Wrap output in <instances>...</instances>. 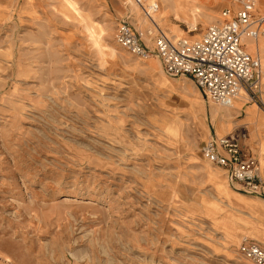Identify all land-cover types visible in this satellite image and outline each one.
<instances>
[{"label": "rangeland", "instance_id": "rangeland-1", "mask_svg": "<svg viewBox=\"0 0 264 264\" xmlns=\"http://www.w3.org/2000/svg\"><path fill=\"white\" fill-rule=\"evenodd\" d=\"M156 1L172 39L197 40L238 7ZM121 21L153 48L134 0H0V264H255L238 247H264V199L230 185L201 148L244 132L264 180V107L243 94L262 123L236 111L218 128L212 109L224 107L119 46ZM259 41L245 44L264 68Z\"/></svg>", "mask_w": 264, "mask_h": 264}, {"label": "built area", "instance_id": "built-area-1", "mask_svg": "<svg viewBox=\"0 0 264 264\" xmlns=\"http://www.w3.org/2000/svg\"><path fill=\"white\" fill-rule=\"evenodd\" d=\"M144 16L154 24L148 31L154 46L145 45L142 33L128 22L119 23L115 40L133 56L159 59L166 75L192 79L207 100L232 107L244 94L250 102L264 107V68L259 54L246 49V40L264 39V17L255 15L257 0H234L236 10H226L222 19L210 25L197 40L172 39L157 25L155 16L160 6L156 0H134ZM244 132L227 136L212 135L201 149L206 161L221 168L230 185L247 195L264 199V180L258 161L245 152ZM239 254L255 263L264 264V247L245 238Z\"/></svg>", "mask_w": 264, "mask_h": 264}, {"label": "crops", "instance_id": "crops-1", "mask_svg": "<svg viewBox=\"0 0 264 264\" xmlns=\"http://www.w3.org/2000/svg\"><path fill=\"white\" fill-rule=\"evenodd\" d=\"M189 1V0H188ZM173 5H174V1H173ZM175 8V6H174ZM261 41H259L258 43L255 44V48L258 47V44L260 43ZM246 49L248 51V48L246 46ZM255 51H258V50H255ZM249 52V51H248ZM250 53V52H249ZM252 54V53H250ZM240 101V105H236L234 106L233 108H229V109H218V108H213L214 110H216V113L213 112V109H212V116H213V120L217 123L218 125V128H222V123H223V118H232L234 116V112H238L240 111L241 115L242 113H244V119L247 121V122H253V126H257V124H261V120L259 121H256L254 120V117H253V114H254V109H253V105L252 104H244L242 107V103L243 101L241 100H238ZM241 107V108H240ZM222 111V115L220 117V119L222 120H218L219 119V112ZM238 132V131H237ZM236 131L235 132H232V133H237ZM231 134V133H230ZM262 152H264V144L262 145ZM203 147V146H202ZM255 148L256 151H260V146H253ZM202 149V148H201ZM215 185L217 186V189L219 191H221L222 193H224L226 196H229L230 194V191L226 185V183L224 184V182L222 181L221 178H216L214 181ZM238 198L239 200H242V201H245V202H248V200L246 199V197L244 195H241V194H238ZM233 238V236H232ZM262 246V245H261Z\"/></svg>", "mask_w": 264, "mask_h": 264}, {"label": "bare ground", "instance_id": "bare-ground-1", "mask_svg": "<svg viewBox=\"0 0 264 264\" xmlns=\"http://www.w3.org/2000/svg\"><path fill=\"white\" fill-rule=\"evenodd\" d=\"M263 1H264V0H263ZM178 2H179V1H178ZM184 5H185V4H184ZM176 6H177V5H176ZM144 39H148L147 36H146V38L144 37ZM249 45H252V46L254 45V46H255V43H254V42H251ZM252 48H253V47H252ZM258 53H259V52H258ZM242 95H243V94H242ZM242 95H240V100H241V101H243V99H244V97H243ZM236 101H237V100H236ZM236 105H239V104H235V103H234V104L232 105V107H224L223 109L233 108V107L236 106ZM214 113H216V110L214 111ZM177 128H178V127H177ZM175 131L179 132V130H177V129H176Z\"/></svg>", "mask_w": 264, "mask_h": 264}]
</instances>
